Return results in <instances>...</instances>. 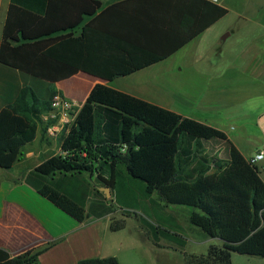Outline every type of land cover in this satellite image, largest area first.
<instances>
[{
	"label": "trees",
	"instance_id": "16d2710c",
	"mask_svg": "<svg viewBox=\"0 0 264 264\" xmlns=\"http://www.w3.org/2000/svg\"><path fill=\"white\" fill-rule=\"evenodd\" d=\"M97 0H12L0 44V63L48 83V98L26 86L0 111V144H32L47 132L43 116L58 82L84 72L108 81L154 65L228 14L210 0H126L102 9ZM124 9L127 22L107 18ZM85 17L90 20L84 24ZM82 26L80 35L75 34ZM225 151L226 159L209 150ZM21 150L3 160L11 168ZM221 130L105 85H96L61 137V153L31 170L25 182L85 223L134 203L190 207L189 222L221 245L185 264H231L234 253L264 258V179ZM100 187H108V199ZM141 198H136L134 188ZM136 190V189H135ZM155 217V218H156ZM152 241L184 247L182 227L141 219ZM173 227V228H172ZM54 243L11 255L0 264H37ZM78 264H120L115 257Z\"/></svg>",
	"mask_w": 264,
	"mask_h": 264
},
{
	"label": "crops",
	"instance_id": "0c3cea01",
	"mask_svg": "<svg viewBox=\"0 0 264 264\" xmlns=\"http://www.w3.org/2000/svg\"><path fill=\"white\" fill-rule=\"evenodd\" d=\"M11 1L0 0V44ZM97 1L101 2L102 9H105L126 0ZM210 1L225 7L228 14L170 57L113 81L80 72L67 80L58 82L56 88L64 98L76 106L78 112L96 85L111 87L223 131L243 156L250 160L259 150L264 149V141L261 147L250 138L248 126L256 120L258 127H262L260 124L264 116V108L259 109L257 106L256 110L262 111L255 114L254 119L242 114L235 115L234 118L229 117V96L234 93L233 90L230 92V86L234 81L229 79L230 67L223 63L225 48L222 44L216 42L217 46L208 49L206 53H209V56L193 48L194 54L186 57V51L190 46L203 39L214 38L221 29V23L231 13L230 0ZM102 9H99L98 13ZM259 9L263 10L264 6H260ZM128 18V14L123 9L119 13L111 14L107 21L109 27L115 29L117 24L127 22ZM239 18L245 19L242 15ZM89 20L90 17H85L84 24ZM253 23L264 29V16H259ZM82 26L76 28L77 36L80 35ZM227 29L229 30L227 38H229L234 35L236 29L231 27ZM210 53L213 56L218 55L219 58L212 60ZM172 62L176 65L172 69L174 77L169 78L163 74V71L169 70ZM36 79L0 63V111L14 102L22 88L35 86ZM242 84L264 86V70L260 66L255 67L251 80ZM46 88L48 90V83ZM253 92H257L256 103L264 104L262 95L256 90ZM234 120L240 128L235 134L228 128V122ZM41 135L42 131L39 130L32 144H23L17 139L0 144V247L15 256L30 249L54 243L39 256L37 264H78L83 260L109 257L117 258L120 264H138L139 257L132 254L130 249L133 241L124 239L120 241L121 238L118 237L119 231L122 230L120 223L125 222L129 217L111 214L102 218L90 217L85 223H78L25 182L27 174L41 162L32 167L21 164L16 174L5 169L3 160L9 157L10 152L15 148L20 150L26 147L25 161L34 160L37 151L33 144ZM46 148L47 145L44 144L41 151H45ZM219 158L226 159L225 151L221 150ZM261 176L264 179V171L261 172ZM160 204L163 202L160 201ZM174 214L170 210L160 208L156 215L162 224L179 226V216ZM118 221H120L119 224H115ZM146 240L140 241L141 246H145L148 253L157 260L158 257L165 255L169 257L176 253L175 246L165 240L157 244L150 237H146Z\"/></svg>",
	"mask_w": 264,
	"mask_h": 264
},
{
	"label": "rangeland",
	"instance_id": "374dc122",
	"mask_svg": "<svg viewBox=\"0 0 264 264\" xmlns=\"http://www.w3.org/2000/svg\"><path fill=\"white\" fill-rule=\"evenodd\" d=\"M230 1L231 4L229 9L231 10V13L225 19V21L221 23L220 31L211 40L203 39L199 43L190 46L186 51V57L192 56L195 50H199L200 53L204 54L205 56H209V53H206L208 49L210 50L212 47L217 46L216 42L222 44L225 48L223 63L230 67L229 79L234 81L230 86V92L233 90L234 93L230 94L229 96V117L234 118L235 115L242 114L245 116H250L254 119V115L258 114L259 111H262L256 110L257 106H259V109H263L264 104L256 103L255 97L257 92L253 91H258V93H260L264 99V86L257 87L252 86L251 84L248 86L247 84L243 85L242 82L251 80L252 75H254L255 67L260 66V68L264 70V29L253 23L254 21L256 22L258 20L259 16H264V9H259L260 6H264V0ZM240 15L244 16L245 19L239 18ZM227 27L236 29L234 35L229 38H225L229 32L228 29L226 30ZM258 34L261 35L257 36ZM193 48L195 50H192ZM211 53L210 58H212V60L219 58L218 55L213 56ZM170 65L171 68L169 70H164L163 74L169 78H173L174 75L172 69L176 65H174L173 62ZM36 80V84H34L35 86L32 87L36 91L37 95L42 99L48 98V90L46 88L47 83L40 81L39 79ZM231 102H233V104H231ZM228 123V128L230 131L232 130L233 134L240 130L239 125L235 120ZM260 125L262 127H258L259 124L257 125V121L255 120L250 126H248V128L250 138H252L259 146L262 147L264 141V116L262 117V122ZM62 135L59 136L57 141H54L48 138L46 133L42 132L39 140L33 144L34 149L37 151V155L34 157L35 159L29 162L25 161L24 157L27 153V148L23 147L21 150V155L18 156V159H16L14 165L6 170L16 174L19 172L18 168H20L21 164L32 167L53 155L60 154ZM44 144L47 145V148L45 151H41ZM214 151L215 150L212 149L209 150L211 154L219 157L221 151L216 153ZM140 192L141 191L138 187L134 188V194L136 198H141ZM154 199L160 203L158 195L155 194ZM161 205L163 209H166L167 211L170 210L173 212V214L175 213L174 215L179 216L178 220L180 221V226L183 230L182 234L186 238L187 242L184 247L180 248L175 246V255L169 257L165 255L164 257H158L157 260L148 253L145 246H141L140 244V241H147L146 237H150L147 229L143 227L144 224L141 219H146L150 223L158 225L156 220L157 217L155 216V218L152 216L153 211L150 209L149 204L146 202H141L134 203V207L131 208H121L113 203L115 213H113L112 216L129 217L125 222L120 223L122 230L119 231L118 237L121 238L120 241L123 239L129 242L133 241L130 249H132V254L139 257V261L137 260L138 264H185L183 262V258H187V256L200 257L207 255L209 248L212 245H221L220 240L210 239L208 236L205 237L206 235L203 233V231L190 225L189 218L192 211L194 210L193 208L167 206L164 202ZM119 222L120 221L115 224H119ZM231 264H264V258L234 253L231 256Z\"/></svg>",
	"mask_w": 264,
	"mask_h": 264
},
{
	"label": "built area",
	"instance_id": "2783aa9c",
	"mask_svg": "<svg viewBox=\"0 0 264 264\" xmlns=\"http://www.w3.org/2000/svg\"><path fill=\"white\" fill-rule=\"evenodd\" d=\"M76 106L62 95L54 96L51 110L43 116V121L48 124L47 136L51 140L57 141L65 130L71 128L77 117ZM252 165L264 170V149L259 150L251 159Z\"/></svg>",
	"mask_w": 264,
	"mask_h": 264
},
{
	"label": "water",
	"instance_id": "95a60500",
	"mask_svg": "<svg viewBox=\"0 0 264 264\" xmlns=\"http://www.w3.org/2000/svg\"><path fill=\"white\" fill-rule=\"evenodd\" d=\"M228 37V35L225 37V38H227ZM100 189V191H103L104 193H105V195H106V197L108 198V199H111L112 198V193H111V190H110V188H108V187H100L99 188ZM221 240V239H220ZM222 241V240H221Z\"/></svg>",
	"mask_w": 264,
	"mask_h": 264
}]
</instances>
